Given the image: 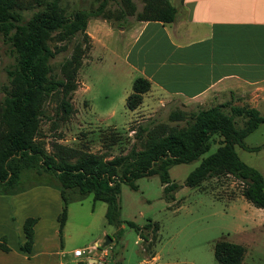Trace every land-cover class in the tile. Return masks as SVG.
Listing matches in <instances>:
<instances>
[{
  "label": "trees",
  "instance_id": "obj_1",
  "mask_svg": "<svg viewBox=\"0 0 264 264\" xmlns=\"http://www.w3.org/2000/svg\"><path fill=\"white\" fill-rule=\"evenodd\" d=\"M122 1L128 11L121 9L116 19L135 15L132 2ZM142 2L144 10L137 14V21L171 23L177 18L178 9L170 0ZM39 3L44 4V9L27 18L23 13L24 0H0V39L9 45L14 57L13 65L7 70L9 86L4 88V97L0 100V196L29 190L23 188L22 172L40 166L58 181L55 188L63 201L58 216L60 234L67 222L69 204L93 195L94 201L107 204V223L118 228L121 236L122 185L138 191L139 179L157 175L166 201L175 203L179 185L172 182L170 169L201 158L210 151L213 138L219 136L222 140L217 151L188 175L185 185L198 188L212 178L232 176L241 182L242 196L264 210V176L243 162L236 152V146L256 151L245 144V139L264 125V112L250 106H235L231 102L208 109L169 106L167 121L156 118L163 109L133 130L141 150L135 143L127 154L111 160L104 153L78 150L58 142L52 143L53 152H49L42 131L45 108L50 101L56 102L57 114H61L62 120H69L75 113L72 97L79 87L78 74L83 60L91 49L88 21L100 16L108 20L109 16L107 0L96 10L78 9L71 14L63 10L59 0ZM53 42L61 46L52 48ZM73 43L71 56L61 65L60 75L55 74L52 60ZM150 89L147 79L137 78L133 93L127 98V108L131 111L139 108ZM238 119L243 120L241 127L237 125ZM119 141V136L113 137L110 145ZM37 221L28 218L24 223L26 243L20 249L26 253L32 249ZM127 224L144 242L150 241V237L151 242L157 239L160 230L157 222H149L144 227L134 222ZM0 249L10 251L1 242ZM245 255L246 248L239 244L222 241L215 246V259L219 264H243Z\"/></svg>",
  "mask_w": 264,
  "mask_h": 264
},
{
  "label": "rangeland",
  "instance_id": "obj_2",
  "mask_svg": "<svg viewBox=\"0 0 264 264\" xmlns=\"http://www.w3.org/2000/svg\"><path fill=\"white\" fill-rule=\"evenodd\" d=\"M47 1L49 0H24V15L30 18L44 9V4L39 5V2ZM59 1L63 10L71 14L78 9L96 10L105 0ZM130 1L135 7L136 14L133 16L128 14L125 18L116 19L121 9H128L122 0H107L106 14L109 19L100 16L88 21L89 30L94 33L97 42L94 43L87 33L91 38V49L83 60L78 74L79 87L72 97L75 113L69 120H62L61 114H57L56 102L50 101L45 108L42 131L49 152H53L52 143L58 142L78 150L104 153L107 159L111 160L131 150L136 143L133 130L148 122L149 118L139 117L140 121L131 123L135 115L120 105L117 98L127 82L122 84L117 79L120 74H117L114 67L119 66L122 69L124 58L122 51L120 56H116L110 46V27L118 32L126 23L137 21V14L143 12L144 3L142 0ZM171 4L173 5L172 2ZM74 43L69 44L67 50L61 51L52 60L55 74L60 75L61 65L71 56ZM51 46L56 48L61 44L53 42ZM119 47L121 48V45ZM13 63L14 57L9 45L0 39V100L4 97V88L9 86L7 70ZM242 105L252 106L249 102L240 103V106ZM111 106L116 107L114 113H110ZM163 109L161 116L156 118L167 121L169 108L166 105ZM237 122L239 127L243 125L242 119ZM117 136L120 141L111 146L110 139ZM221 140L219 136H215L208 153L192 163L176 165L170 169L172 182L179 185L175 193L176 202L173 204L166 201L164 187L157 175L139 179L138 191L132 190L126 184L122 185L121 236L118 235V228L107 223V205L101 201L95 202L93 196L89 195L83 202L69 204L68 221L60 241L56 231L57 218L54 217L57 201L53 198L47 199L43 190L38 189L47 187L57 190L56 177L40 166L24 170L23 188L33 189L29 195L30 201L42 218L37 229L39 247L62 246L60 251L64 255L61 261L64 264H219L215 259V246L226 241L246 248L243 264H264V210L256 208L242 196L241 182L232 176H225L205 181L198 188L185 185L188 175L204 159L217 151ZM245 144L256 151L249 152L236 146L238 156L264 176V125L250 134L245 139ZM136 145L138 150L142 149L140 142ZM15 196L0 198L4 202H15ZM61 205L63 206V202ZM5 210L0 212L3 214L0 235L7 234L9 226H12L18 241L22 234L23 211H19L16 223L13 224L9 220L8 210ZM128 222H134L140 227L149 222H157L160 226L157 239L151 242L150 237V241L144 242L139 234L128 226ZM106 237H109L112 243L104 247ZM92 246L95 249L90 253L86 252ZM75 249L85 251L86 254L75 258ZM98 249L104 250L98 254ZM89 259L96 262L91 263ZM79 260L85 262L78 263Z\"/></svg>",
  "mask_w": 264,
  "mask_h": 264
},
{
  "label": "crops",
  "instance_id": "obj_3",
  "mask_svg": "<svg viewBox=\"0 0 264 264\" xmlns=\"http://www.w3.org/2000/svg\"><path fill=\"white\" fill-rule=\"evenodd\" d=\"M170 2L178 9L177 18L171 23L133 21L118 32L110 27V46L116 56L122 51L124 58L122 69L114 67L120 74L117 79L122 84L127 82L117 97L118 103L127 108V98L133 93L137 78L143 77L151 83L141 106L130 110L135 115L131 123L140 121L139 117H154L166 105L208 109L229 102L235 106L249 102L251 108L264 112V0ZM87 33L97 42L89 24ZM115 110V106L110 107V113ZM38 189L43 190L47 199L57 201L54 217L62 241L67 222L60 234L58 216L63 209L60 192L47 187ZM31 190L14 195L15 202H4L0 198V212L6 208L11 223H16L19 211H23L22 234L18 241L12 226L7 234L0 235V242L10 249L8 252L0 249V264H64L62 246L39 247L37 229L42 218L30 201ZM28 218L38 221L34 226L32 249L26 253L20 248L26 243L23 227ZM2 219L3 214H0V221ZM76 250L79 249L74 252Z\"/></svg>",
  "mask_w": 264,
  "mask_h": 264
},
{
  "label": "built area",
  "instance_id": "obj_4",
  "mask_svg": "<svg viewBox=\"0 0 264 264\" xmlns=\"http://www.w3.org/2000/svg\"><path fill=\"white\" fill-rule=\"evenodd\" d=\"M95 249V247H92V248H90L88 251H86V252H91L92 250H94ZM86 252L85 251H82V250H76L75 252H74V256L75 257H77V258H81V257H83V255H85L86 254Z\"/></svg>",
  "mask_w": 264,
  "mask_h": 264
},
{
  "label": "water",
  "instance_id": "obj_5",
  "mask_svg": "<svg viewBox=\"0 0 264 264\" xmlns=\"http://www.w3.org/2000/svg\"><path fill=\"white\" fill-rule=\"evenodd\" d=\"M110 243H112V240H111L109 237H106V240H105V242H104V247H107ZM97 252H98V254H100V253L103 252V250H102V249H98ZM90 262H91V263H92V262L95 263L96 260H90Z\"/></svg>",
  "mask_w": 264,
  "mask_h": 264
}]
</instances>
